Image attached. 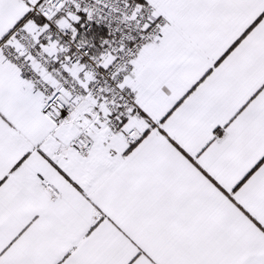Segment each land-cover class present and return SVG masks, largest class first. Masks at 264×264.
Listing matches in <instances>:
<instances>
[{"label":"snow or ice","instance_id":"snow-or-ice-1","mask_svg":"<svg viewBox=\"0 0 264 264\" xmlns=\"http://www.w3.org/2000/svg\"><path fill=\"white\" fill-rule=\"evenodd\" d=\"M0 264H264V0H0Z\"/></svg>","mask_w":264,"mask_h":264}]
</instances>
